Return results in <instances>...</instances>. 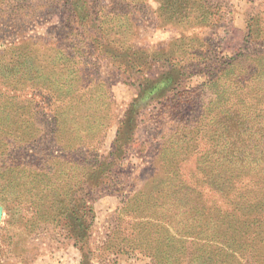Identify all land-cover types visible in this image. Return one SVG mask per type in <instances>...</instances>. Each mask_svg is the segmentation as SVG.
Masks as SVG:
<instances>
[{
  "label": "rangeland",
  "instance_id": "obj_1",
  "mask_svg": "<svg viewBox=\"0 0 264 264\" xmlns=\"http://www.w3.org/2000/svg\"><path fill=\"white\" fill-rule=\"evenodd\" d=\"M103 1L0 0V264H264V162L211 170L222 114L264 125V0Z\"/></svg>",
  "mask_w": 264,
  "mask_h": 264
},
{
  "label": "trees",
  "instance_id": "obj_2",
  "mask_svg": "<svg viewBox=\"0 0 264 264\" xmlns=\"http://www.w3.org/2000/svg\"><path fill=\"white\" fill-rule=\"evenodd\" d=\"M17 1V0H16ZM26 0H18L19 3L25 2ZM175 1V0H174ZM183 2L182 0H180ZM176 2V5L183 6L181 2ZM208 2V0H206ZM104 4H101L102 7H108V6H114L117 3H110L106 4V0L103 1ZM143 2H141L139 5H142ZM209 4V3H207ZM72 7L73 4H70ZM211 5V4H209ZM210 27V25H209ZM72 48L71 45L68 46L67 51H70ZM11 65L10 63H7ZM4 64L0 60V75L3 73L5 74L8 69L7 67H2ZM17 67L23 70L24 62L18 61L16 64ZM13 70V69H12ZM35 73V71H34ZM263 92V90H262ZM6 100L10 101L15 111L18 110V108H15L13 103H16L19 99V97L14 95H9L8 93H3L2 95ZM22 103L28 104L30 103V100H21ZM30 104H28V107ZM213 129L212 134H215L217 138L219 139L221 145L219 146L218 151H214V157L213 163H212V169L216 170L213 173L212 179H219L221 185L227 186L226 188H229L230 190H235V180L237 182H245L251 179L257 180L256 183L248 184V186H255L257 185L258 181L260 180L259 175H257L255 172L254 165H258L257 163L262 160L264 162V125H260L258 123H255L253 119L248 117L247 115H243L237 111H233L231 113L222 114L211 127ZM211 132V131H210ZM209 133V132H207ZM181 135L185 136L184 133H181ZM211 136V135H210ZM19 141L16 142V146L14 148L15 154H21V152H18V150H22V144H23V138L18 137ZM215 138V136L213 137ZM14 151L7 155H9V158L12 156ZM17 162L12 161L10 162L9 159L6 160H0V167H5L8 164H11V166H17V165H25L22 161V159H16ZM10 162V163H8ZM23 167V166H22ZM5 179H9L8 177H4ZM210 180V179H209ZM246 184V183H243ZM18 197L20 196L17 195ZM231 199L228 201L229 205H232ZM241 202L237 204H233L230 208V215H228V218L231 220L232 224L237 223L238 216L241 217H247L251 218V216H254V208L262 209V206H256L255 203H253L251 200H242ZM255 204V205H254ZM189 208V207H188ZM185 208V211L188 209ZM62 210V214H61ZM58 215H55V217L65 215L67 212V208H62ZM36 218L38 216V220H42L43 216L41 211L38 209L35 211ZM223 213V212H222ZM171 214L174 215L176 218L178 214L176 212L171 211ZM258 219L262 218V215L258 213ZM46 217V215H45ZM47 218V217H46ZM226 221V216L224 218ZM80 221V220H79ZM183 223L182 220L174 221L173 224L177 228L178 224ZM183 228H186L184 225ZM85 232H87V229H84ZM222 240L225 242L224 247H220L218 250H227L226 253H228L231 249V243L229 240H231L226 234H224L222 237ZM232 241V240H231ZM213 252V251H212ZM214 256V258H212ZM219 257H223L222 252H216V255L211 254V251H208L207 253L201 255V261L205 260L206 258H211L214 261V264H221L219 261ZM193 259V258H191Z\"/></svg>",
  "mask_w": 264,
  "mask_h": 264
}]
</instances>
